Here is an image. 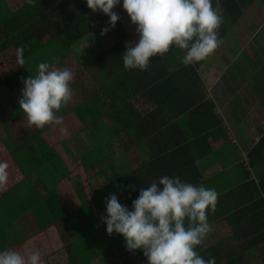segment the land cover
Returning a JSON list of instances; mask_svg holds the SVG:
<instances>
[{"label": "crops", "instance_id": "crops-1", "mask_svg": "<svg viewBox=\"0 0 264 264\" xmlns=\"http://www.w3.org/2000/svg\"><path fill=\"white\" fill-rule=\"evenodd\" d=\"M27 4L0 0V18L14 21ZM114 11L120 26L107 35L101 34L109 26L102 12L91 11V35L75 46L65 47L53 28L24 51L30 75L37 72L32 65L57 58V67L74 72L73 98L59 113L67 136L58 126L20 133L23 116L11 109L23 88H0V161L9 165L8 183L0 187V250L38 251L44 264H148L142 250L126 249L122 235L109 236L101 216L111 194L132 210L140 189L167 175L224 197L240 188L218 207L236 208V219L214 221L209 211L213 231L197 251L205 259L221 257L216 264H264V232L249 223L257 209L249 217L242 213L250 207L246 199L257 189L262 194L264 177V42L255 37L264 22L249 24L251 35L244 37L227 17L218 29L223 45L190 71L175 46L142 71L126 69L122 59L126 46L139 42L137 26L122 18L123 4ZM3 28L0 66H12L8 73L22 67L16 51L37 27L11 31L20 38L9 45Z\"/></svg>", "mask_w": 264, "mask_h": 264}, {"label": "clouds", "instance_id": "clouds-1", "mask_svg": "<svg viewBox=\"0 0 264 264\" xmlns=\"http://www.w3.org/2000/svg\"><path fill=\"white\" fill-rule=\"evenodd\" d=\"M35 6L34 0H27ZM93 12H102L114 29L119 15L114 11L121 0H86ZM123 8L137 26L138 43H129L122 55L126 69L146 71L150 60L162 56L175 46L182 50L181 63L191 66L213 54L224 41L218 29L223 22L221 0H123ZM16 61L25 64L24 47L16 51ZM54 62H40L36 74L23 79L20 110L28 123L38 129L58 126L68 135L60 110L73 98L74 72L57 67ZM9 165L0 161V187L7 185ZM134 190V189H133ZM219 193L202 184L183 182L179 177L161 176L147 188H141L132 210L122 205L115 193L106 199V215L101 216L109 236L125 238L129 252L142 250L148 264H216L214 257L205 259L198 247L213 231L209 211L215 213ZM0 264H44L41 254H24L15 249L0 250Z\"/></svg>", "mask_w": 264, "mask_h": 264}, {"label": "trees", "instance_id": "trees-1", "mask_svg": "<svg viewBox=\"0 0 264 264\" xmlns=\"http://www.w3.org/2000/svg\"><path fill=\"white\" fill-rule=\"evenodd\" d=\"M246 1L248 2V7L245 8L246 9L244 10L245 12L250 10L252 4H254L256 0H246ZM239 2H243V1L221 0V3L223 5V20L224 19L227 20V17L231 20L230 17H232L235 18L234 20L235 23L236 19L240 17L242 13H244L242 9L244 6L239 7ZM34 4L35 6L27 4L25 8H23L20 12L16 14L18 15V17L14 21L6 22L3 18H0V27H4L3 30L5 31V33L7 31V34L5 35H8L6 37L7 40L4 41L5 45H9L12 41L17 42V40L20 38L19 35L17 34H11L9 36V33H11V31L12 33H16V29L20 28V30L21 29L25 30L27 27L30 26H32V28L37 27L35 33L33 34L35 37L33 38L28 37L25 40H23L22 38L21 46L24 47V43H26L27 41L30 42L31 39L34 40V38L36 39L37 43L32 41L29 44V46L24 47V51L33 49L34 45L39 46L47 37V35H49V33L43 34L42 31H47L48 29H53V28L55 29V34L60 37L65 47L68 46L73 47L79 41L91 35L92 30L88 23L87 14H89L92 10L89 9L87 3L84 4L83 6H80V4L76 3L75 0H34ZM120 4H123V0H121ZM2 11L3 10L0 9V16ZM22 15L23 16L28 15L29 17L25 19L24 17H22ZM101 18L104 22H106V24L109 25L110 18L107 15L102 13ZM252 22L253 21H250L248 25L251 24ZM263 22L264 19L261 20V23ZM13 23L18 25L24 23L26 25H22L19 28L16 27L14 28L12 26ZM223 24L224 22H222L221 25ZM119 26H120V21L118 20L115 29H118ZM23 35L24 34H21V36ZM117 47L120 48V44L116 46L115 49H117ZM189 67L190 66L186 68L187 71L193 69V67L190 68ZM11 68L13 67L9 66L8 63L5 66L2 65L0 66V88L7 87V89H9L10 91L15 92L21 88H24V84L22 83V80L30 76L29 73L31 71V66L29 64H24L22 67L18 69L17 66L15 65V69L7 73V71L10 70ZM11 110L14 111V112L11 111V113H15V111L18 110L21 113L20 115L23 116V120H21L20 123H18L20 126L18 127V131L20 133L24 132L25 130H28L29 127L33 126L28 123L26 115L22 112V110H20L19 103L16 109H11ZM186 175L187 173H184L181 176L185 178ZM263 183H264V177L260 179V184H259V187L262 190V194L260 195L261 192L257 189L256 196H252L250 199L249 198L246 199L245 205L250 204V207H248V209L246 210H242V213L245 214V216L249 217V215L252 216V210L257 209V216H256L257 219L255 217H251L252 221L249 220V223L252 224V222L255 221L256 225L260 226L259 230H262L261 232H264V184ZM252 186L254 187L255 190L256 187L253 184ZM239 189H236L235 191L228 193V195L225 197L224 194L219 195L216 211L211 216V218L214 221H217L229 215H232V219L234 218L236 219L237 216H233L234 214H231L233 213V210H235L236 208L226 209L224 206L220 208L218 207L223 203L225 198L235 193ZM254 200H256L255 203H253ZM214 258L216 260L217 258L220 259L221 257H214ZM233 262L234 263L232 264L236 263L235 260Z\"/></svg>", "mask_w": 264, "mask_h": 264}, {"label": "rangeland", "instance_id": "rangeland-1", "mask_svg": "<svg viewBox=\"0 0 264 264\" xmlns=\"http://www.w3.org/2000/svg\"><path fill=\"white\" fill-rule=\"evenodd\" d=\"M241 1H243V2H239V7L240 6H242V7L244 6L242 9H244L245 7L247 8L248 2L246 0H241ZM119 13H120V11H119ZM123 17H124L125 22H130V21H128V17L129 16H128L126 11L122 14V18ZM230 18H231V21H232L233 18L232 17H230ZM263 19H264V0H256L255 3L252 4V6H251L249 11H246V12L244 11V13H242L241 16L236 19V21H235L236 29H238L240 31L243 30V36L244 37L245 36H250L251 34L248 33V30H247L248 23L250 21H253L255 23H261V20H263ZM234 20H235V18H234ZM225 23L226 22L224 20V24ZM231 23H234V22L232 21ZM231 28H233V26H231ZM255 37L257 38V41H263L264 42V23H263L261 29L259 31H257V33L255 34ZM263 46H264V44H263ZM261 49H263V48H261ZM41 62H44V59ZM37 65L38 64H34V65H32V67L37 68ZM4 88H6V87H4ZM21 96H22V93H21L20 96H18L16 98V100H19L21 98ZM18 113H20V112L18 111ZM233 144L239 146V144L237 142H233ZM243 160H246V157ZM7 161L8 160H6V162ZM41 214H44V216H45V208H43L41 210Z\"/></svg>", "mask_w": 264, "mask_h": 264}]
</instances>
